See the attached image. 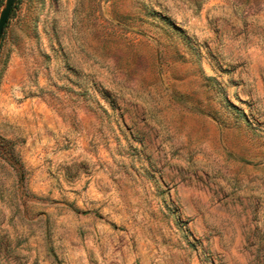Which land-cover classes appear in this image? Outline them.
<instances>
[{
    "label": "rangeland",
    "instance_id": "rangeland-1",
    "mask_svg": "<svg viewBox=\"0 0 264 264\" xmlns=\"http://www.w3.org/2000/svg\"><path fill=\"white\" fill-rule=\"evenodd\" d=\"M0 264H264V0H15Z\"/></svg>",
    "mask_w": 264,
    "mask_h": 264
},
{
    "label": "water",
    "instance_id": "water-1",
    "mask_svg": "<svg viewBox=\"0 0 264 264\" xmlns=\"http://www.w3.org/2000/svg\"><path fill=\"white\" fill-rule=\"evenodd\" d=\"M15 0H5L4 6L0 11V38L4 29V26L6 25V22L8 20L11 8L13 6Z\"/></svg>",
    "mask_w": 264,
    "mask_h": 264
}]
</instances>
